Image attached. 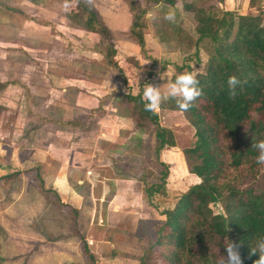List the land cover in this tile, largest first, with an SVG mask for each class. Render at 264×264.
<instances>
[{
	"label": "rangeland",
	"instance_id": "obj_1",
	"mask_svg": "<svg viewBox=\"0 0 264 264\" xmlns=\"http://www.w3.org/2000/svg\"><path fill=\"white\" fill-rule=\"evenodd\" d=\"M248 1L173 0L166 4L175 12L169 22L160 10L164 2L149 7L135 0L145 10L141 48L129 33L132 18L124 0H92L111 28L123 83L93 49L98 36L69 19L74 2L0 0V81L9 83L0 90V178L19 172L8 188L0 179V264H84L83 241L97 264H137V238L155 217L142 178L155 179L160 166L151 156V126L138 131L122 94H142L147 82L163 90L188 68L204 72L210 46L206 40L195 46L196 20L186 4L255 12ZM261 5L264 22V0ZM121 7L128 13L123 25L115 15ZM156 112L177 145L162 154L169 161L167 195L152 199L161 210L198 180L182 154L193 141L192 126L180 111ZM34 147H47L56 162L67 159L79 167L71 171L72 178L82 180L73 186L82 194L77 221L71 205L61 207L54 195L41 194L33 171L22 165ZM211 207L221 212L220 204Z\"/></svg>",
	"mask_w": 264,
	"mask_h": 264
},
{
	"label": "trees",
	"instance_id": "obj_2",
	"mask_svg": "<svg viewBox=\"0 0 264 264\" xmlns=\"http://www.w3.org/2000/svg\"><path fill=\"white\" fill-rule=\"evenodd\" d=\"M64 1L74 2L69 19L98 36L93 49L124 83L126 78L115 59L111 30L101 20L92 0ZM124 2L132 18L129 33L143 48L145 10L135 0ZM160 2H164L160 8L163 14L170 9L167 5L174 3L145 0L149 7ZM248 2L255 12L233 14L221 6H184L196 20L195 46L206 40L210 48L206 68L197 76L201 95L187 111L181 112L193 128V141L182 149V154L187 171L198 181L181 191L171 207L159 210L152 199L155 195H167L169 161L163 160L162 154L177 147L175 135L160 125L156 111H145L140 93L122 94L138 131L151 126V156L160 166L155 179L142 178L144 197L155 217L137 238V264H217L220 255L226 257L222 244L225 236L237 245L243 264H253L258 258V254L250 255L249 247L264 236V181L260 183L264 164L256 163L258 152L253 147L256 141L264 140V22L262 0ZM229 76L239 81L234 97L229 95ZM8 84L0 81V90ZM159 109L179 111L172 99L162 102ZM57 124L69 126L76 122ZM40 169L31 168L40 193L54 195L56 204L65 206L55 190L44 186ZM18 175L19 172H12L0 179L7 186ZM217 203L221 212L215 213L211 205ZM70 209L73 221H77V209ZM2 233L0 226V236ZM82 251L84 264L98 263L85 241Z\"/></svg>",
	"mask_w": 264,
	"mask_h": 264
},
{
	"label": "clouds",
	"instance_id": "obj_3",
	"mask_svg": "<svg viewBox=\"0 0 264 264\" xmlns=\"http://www.w3.org/2000/svg\"><path fill=\"white\" fill-rule=\"evenodd\" d=\"M65 11L69 9V5H64ZM148 18H152V14H148ZM163 19L169 22L175 20L174 10H168L164 13ZM147 61L143 62L146 63ZM195 68V65H193ZM199 73L195 70L185 71L177 74L173 80H169L166 87L161 90L158 86H154L151 83H146L143 86L141 100L143 101V106L145 111L155 112L159 109L162 102L172 99L175 101L177 108L180 112L187 111L191 106L192 102L201 95V89L198 87L197 76ZM136 79L137 74H136ZM239 81L235 76H229L227 84L229 87V95L234 97L236 95V86ZM253 147L257 150L258 154L255 157L257 164H264V140L256 141ZM57 185H62L63 180L58 179L56 181ZM228 226V224H227ZM225 227V230L227 229ZM224 230V231H225ZM223 247L226 252V257L220 255L217 264H243L241 256L237 251V245L229 240L226 236L222 241ZM250 255L258 254V258L253 261V264H264V236L259 237L253 247H249ZM217 250V249H216Z\"/></svg>",
	"mask_w": 264,
	"mask_h": 264
},
{
	"label": "crops",
	"instance_id": "obj_4",
	"mask_svg": "<svg viewBox=\"0 0 264 264\" xmlns=\"http://www.w3.org/2000/svg\"><path fill=\"white\" fill-rule=\"evenodd\" d=\"M119 10L120 13L115 14L117 16L121 15L120 18H118L119 21L117 23L123 25V23H125L124 20L128 17V13L126 11V8L124 7L119 8ZM109 29L111 30L110 27ZM55 157V154L47 147H34L31 150V155L23 160L22 165L27 164L28 168L40 166L44 186L46 188H51L55 190L58 195V198L60 199V202H62L63 204H69L72 208L77 209L78 216L81 207L80 203L82 201V194L79 193L73 186H75L76 183H81L82 180L72 178L71 171L72 169L79 170V167L73 164L68 165L69 162H67V159H65V161L63 160L62 162H56V160H54L56 159ZM89 178L90 177L88 176L84 177V179L86 180H88ZM58 179L63 180L62 185H57L56 181Z\"/></svg>",
	"mask_w": 264,
	"mask_h": 264
}]
</instances>
